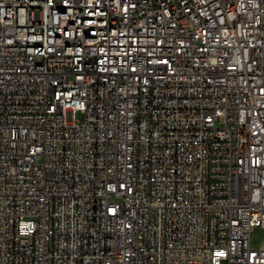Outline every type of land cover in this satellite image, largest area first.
<instances>
[{
    "label": "built area",
    "instance_id": "1",
    "mask_svg": "<svg viewBox=\"0 0 264 264\" xmlns=\"http://www.w3.org/2000/svg\"><path fill=\"white\" fill-rule=\"evenodd\" d=\"M255 228L264 0H0V264H264Z\"/></svg>",
    "mask_w": 264,
    "mask_h": 264
},
{
    "label": "bare ground",
    "instance_id": "2",
    "mask_svg": "<svg viewBox=\"0 0 264 264\" xmlns=\"http://www.w3.org/2000/svg\"><path fill=\"white\" fill-rule=\"evenodd\" d=\"M84 50H99V35L85 34L83 36ZM26 54L31 57V61H44L46 57V43L42 38H30L26 42Z\"/></svg>",
    "mask_w": 264,
    "mask_h": 264
},
{
    "label": "rangeland",
    "instance_id": "3",
    "mask_svg": "<svg viewBox=\"0 0 264 264\" xmlns=\"http://www.w3.org/2000/svg\"><path fill=\"white\" fill-rule=\"evenodd\" d=\"M83 114L81 112H77L75 114V119L82 122L83 121ZM264 242V231L260 230L258 228H255L253 230L252 236H251V245L253 247H257L261 245Z\"/></svg>",
    "mask_w": 264,
    "mask_h": 264
}]
</instances>
